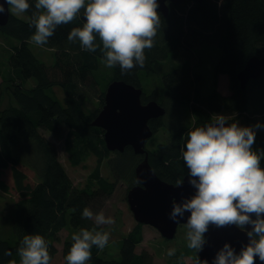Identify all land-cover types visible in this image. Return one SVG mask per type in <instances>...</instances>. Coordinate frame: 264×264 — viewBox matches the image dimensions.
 <instances>
[{
  "label": "trees",
  "instance_id": "16d2710c",
  "mask_svg": "<svg viewBox=\"0 0 264 264\" xmlns=\"http://www.w3.org/2000/svg\"><path fill=\"white\" fill-rule=\"evenodd\" d=\"M28 2L32 7L24 13L25 18L10 12L7 24L0 26V36L17 42L8 55L9 75L4 80L9 102L0 106V191L13 190L17 195L10 220L15 240L10 243L0 237V264H9L12 260L19 264L17 248L26 234L42 235L48 242L52 259L57 251L54 244L60 241L63 229L96 228L102 231L93 220L82 217L85 207L89 208L94 202L101 205L114 188V183L99 174L100 164L109 151L104 145L103 130L90 124L98 112L84 111L85 88L98 85L99 99L103 101V88L111 80H123L142 88L148 77L157 73L162 61L170 58L176 62V66L162 77L165 99L188 110L195 123L192 127L178 128L167 142L149 152L153 171L172 184L186 173L180 154L186 133L212 122L213 114L229 111L236 114L235 122L241 119V126H248L251 117L257 114L264 125V73L257 80H250L244 89L240 88L237 79L238 72L250 57L264 53V0H183L178 5H170L166 16L159 13L160 28L154 46L145 49L143 67L137 66L126 74H122L118 66L110 68L108 82H104V77L103 81L99 80L102 63L99 48L89 52L82 50L79 42L67 40L73 27H82L80 17L59 26L44 45L54 50L53 64L47 66L40 61L29 48L28 40L35 31L34 26L30 27V19L36 9L35 0ZM206 46L215 47L218 52L212 66L210 91H206L201 60L194 51ZM219 75L228 78L229 95L216 89ZM30 78L35 79L36 84L26 88L25 81ZM54 87L61 88L63 104L47 93ZM148 100L154 99L144 92L141 101ZM161 125L159 119L150 123L153 132ZM62 127L68 130L64 148L72 165H79L91 153L97 157L92 179L84 188L73 185L58 160L56 146L41 133V130L59 133ZM252 147L264 150L262 134L255 135ZM118 155L136 157L129 147ZM260 166L264 168V159ZM25 169L34 172L37 182L28 181ZM142 241L143 225L136 223L119 241L118 260L102 258L101 250L93 246L87 264H152L150 253L135 251ZM71 244V239L62 243V264H66L64 257ZM6 251L11 255H5Z\"/></svg>",
  "mask_w": 264,
  "mask_h": 264
},
{
  "label": "clouds",
  "instance_id": "9594fccd",
  "mask_svg": "<svg viewBox=\"0 0 264 264\" xmlns=\"http://www.w3.org/2000/svg\"><path fill=\"white\" fill-rule=\"evenodd\" d=\"M7 12L20 16L30 7L28 0H5ZM36 11L31 15L30 27L35 28L30 39L39 46L48 43L56 29L84 17L82 27H73L69 42H79L82 50L95 52L99 48L102 62L108 68L119 67L122 74L143 67L145 49L154 46L160 28L157 0H35ZM5 13L0 4V14ZM99 37V44L97 43ZM212 122L194 127L180 154L187 168L188 183L195 189L190 198L172 203L169 218L179 223L187 212L185 238L187 247L196 253L203 250L205 233L210 225L235 226L245 231L248 242L239 252L224 243L216 252L212 264H264V150L253 149L257 122L241 126L233 117L213 114ZM231 120L232 122H229ZM176 181L177 186L182 185ZM75 211V210H73ZM82 217L95 225H113L115 220L101 210H82ZM254 217V218H253ZM251 227V230L247 229ZM110 233L96 228H80L71 236L72 244L64 257L66 264H87L92 248L103 250ZM175 249L167 251L173 256ZM5 255H11L6 251ZM19 264H51L48 242L42 235L26 234L17 248ZM9 264H17L15 260ZM196 264H208L197 258Z\"/></svg>",
  "mask_w": 264,
  "mask_h": 264
},
{
  "label": "rangeland",
  "instance_id": "374dc122",
  "mask_svg": "<svg viewBox=\"0 0 264 264\" xmlns=\"http://www.w3.org/2000/svg\"><path fill=\"white\" fill-rule=\"evenodd\" d=\"M16 16V15H15ZM25 18L24 14L18 16ZM29 48L33 54L44 64L50 66L54 62V50L48 49L44 46L36 45L28 40ZM16 41H11L7 37L0 36V106L4 107L9 102V96L6 91V82L4 80L8 79L9 68L7 65V58L11 52L13 45H16ZM195 54H198L201 60V68H203L204 76L206 78V91H210L212 88V66L213 62L217 57V49L212 46H206L201 49H195ZM176 62L172 59H167L159 64L157 73L149 76L146 84L143 83L142 89L143 93L151 96L159 104L166 108V113L162 117V124L158 131H156L149 139L146 140L145 149L153 151L156 147L165 143L170 139L171 133L176 131L178 128L187 125L192 127L195 123L194 117L186 109H181L173 104L169 103L165 99L164 86L162 82V77L172 68L176 66ZM110 68L106 67L104 63H101L100 81L108 82L110 79ZM104 79L102 80V78ZM107 80V81H106ZM36 84V80L30 78L25 81V87L31 88ZM105 83H103L104 85ZM102 85V86H103ZM216 89L223 95H229V82L225 75H219L216 78ZM105 91V87L103 88ZM47 93L59 100L60 103L63 101V92L60 87H54L47 90ZM86 99L83 103V108L86 113L99 112L103 106V101L99 99L100 90L98 85L93 87L85 88ZM216 114H223L225 116L235 117L229 111H221ZM250 119V118H249ZM259 122L261 125V116L254 115L248 122V126L255 125ZM241 125V119L237 121ZM67 128L62 127L59 133H51L48 131L41 130V133L57 148L58 160L61 165L65 168L67 174L72 180V183L77 188L86 187L87 183L92 179V174L97 166V157L91 153L86 159L79 165H72L69 160V155L64 148V141L67 135ZM262 134L264 136V128L256 129V134ZM103 137V136H102ZM126 165L125 164V160ZM139 161L138 156L123 157L119 156L117 152H109V154L103 158L100 167L99 174L102 178L114 183V188L111 195L102 201L99 205L98 202H94L89 208L94 212L103 211L106 217H112L115 220L113 225H98L101 227L102 231L110 233V239L105 248L100 251L99 255L104 259H116L120 258L119 251V241L125 236V234L133 228L136 221L127 204L126 196L127 192L132 185L135 183L134 178V167ZM125 167L124 169H122ZM122 169V170H121ZM28 175V181L34 184L37 182L36 175L33 171L25 169ZM8 178V174L5 175ZM93 181L94 187H96V182ZM17 200V195L13 190L8 193L0 191V237L13 243L15 240V234L11 227V217L14 213L15 202ZM74 232L78 230L65 228L60 232V241L56 242L54 246L57 248L56 253L51 259V264H62V243L66 239H71ZM186 229L184 224H180L177 228L175 236L170 239H164L159 232L149 226H143V241L138 244L135 248L136 252L147 251L152 256V264H196L197 253L187 247V240L185 238ZM169 249H175V254L173 256H168L167 251Z\"/></svg>",
  "mask_w": 264,
  "mask_h": 264
},
{
  "label": "water",
  "instance_id": "95a60500",
  "mask_svg": "<svg viewBox=\"0 0 264 264\" xmlns=\"http://www.w3.org/2000/svg\"><path fill=\"white\" fill-rule=\"evenodd\" d=\"M183 0H157L158 9L164 16L168 14V3L178 5ZM201 2L203 0H195ZM5 13L0 14V26L7 24L10 11L5 0ZM83 21L84 17L80 16ZM264 73V53L250 57L238 72L237 79L240 88L244 89L250 80L259 79ZM143 90L123 80H111L104 91V102L101 110L90 124L103 130V141L109 152L122 153L130 147L135 155H143V159L135 166L134 175L137 184L132 186L126 196L127 204L136 223L149 225L167 240L172 239L180 224L186 223L189 213L185 212L179 223L169 218L172 203L181 202L182 198H190L195 189L188 183L187 174L182 179V185L168 183L162 180L152 169L148 152L145 149L146 140L153 134L149 121L162 117L166 109L156 100L142 103ZM211 123V122H210ZM199 125L197 127H202ZM188 171V170H187ZM254 218V217H253ZM251 230L250 226H247ZM206 243L203 250L197 253L202 262L207 260L212 264L216 252L224 243H229L238 253L248 242L245 231L235 226L216 227L210 225L205 233ZM255 264H262L257 258Z\"/></svg>",
  "mask_w": 264,
  "mask_h": 264
},
{
  "label": "flooded vegetation",
  "instance_id": "af4514ba",
  "mask_svg": "<svg viewBox=\"0 0 264 264\" xmlns=\"http://www.w3.org/2000/svg\"><path fill=\"white\" fill-rule=\"evenodd\" d=\"M167 5H168V7L170 8V5H174V4H172V3H168ZM158 13L162 14L160 11H158ZM162 15H163V14H162ZM163 16H164V15H163ZM142 90H143V89H142ZM148 101H149V100H148ZM146 102H147V101H146ZM165 109H166V108H165ZM165 113H166V112H165ZM164 115H165V114H164ZM164 115H163V116H164ZM163 116H162V117H163ZM162 117L156 118V119H159V120H160V123H161V124H162ZM152 120H155V119H152ZM152 120H150L149 122L151 123ZM150 123H149V125H150ZM161 126H163V125H161ZM161 126H160V127H161ZM150 127H151V126H150ZM160 127H159V128H160ZM159 128H157L156 131H158ZM154 133H155V132H154ZM127 148H128V147H127ZM129 148H130V147H129ZM125 150H126V149H125ZM131 150H132V149H131ZM146 150H147V149H146ZM147 152H148V160H149V152H150V151L147 150ZM117 153H119V152H117ZM136 156L139 157V161L137 162V164H138V163L143 159L144 156H143V155H141V156H140V155H136ZM137 164H136V165H137ZM136 165H135V166H136ZM134 169H135V167H134ZM186 174H187V169H186V173H185V175H186ZM185 175H184V176H185ZM184 176H183V177H184ZM183 177H182V179H183ZM134 178H135V175H134ZM182 179H181V181H182ZM136 184H137V181H136V179H135V183H134V185H136ZM175 184H176V183H175ZM134 185H132V186H134ZM132 186H131V187H132ZM131 187H130V188H131Z\"/></svg>",
  "mask_w": 264,
  "mask_h": 264
},
{
  "label": "crops",
  "instance_id": "0c3cea01",
  "mask_svg": "<svg viewBox=\"0 0 264 264\" xmlns=\"http://www.w3.org/2000/svg\"><path fill=\"white\" fill-rule=\"evenodd\" d=\"M144 226V225H143Z\"/></svg>",
  "mask_w": 264,
  "mask_h": 264
}]
</instances>
